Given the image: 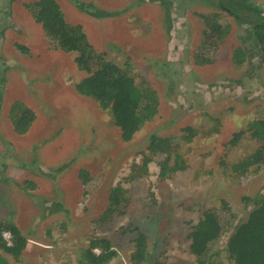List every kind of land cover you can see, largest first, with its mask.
Here are the masks:
<instances>
[{
    "label": "rangeland",
    "instance_id": "374dc122",
    "mask_svg": "<svg viewBox=\"0 0 264 264\" xmlns=\"http://www.w3.org/2000/svg\"><path fill=\"white\" fill-rule=\"evenodd\" d=\"M34 1L0 0V222L15 223L27 238L19 261L0 254L9 264H77L89 240L103 236L118 253L107 264H134L142 232L148 259L141 264H196L190 233L209 209L228 213V229L211 247L220 254L254 206L246 198L264 195V164L248 160L260 144L250 132L233 140L264 115V63L250 25L218 0H170L169 8L158 0H57L97 53L131 67L157 92V114L125 141L110 113L75 90L85 72L76 53L55 48L35 21L27 8ZM78 1L113 13L95 16ZM255 1L264 11V0ZM212 12L231 25L208 40L215 47L202 43L201 14ZM240 46L249 56L238 66L232 55ZM18 100L36 115L26 133L15 130L24 117ZM152 136L175 141L171 165H185L175 175L160 177L166 155L148 150ZM135 162L127 200L103 219L112 188ZM26 180L34 186L25 190ZM217 260L234 264L226 252Z\"/></svg>",
    "mask_w": 264,
    "mask_h": 264
},
{
    "label": "trees",
    "instance_id": "16d2710c",
    "mask_svg": "<svg viewBox=\"0 0 264 264\" xmlns=\"http://www.w3.org/2000/svg\"><path fill=\"white\" fill-rule=\"evenodd\" d=\"M158 1L168 8L172 5L170 0ZM218 2V6L230 11L238 22L250 25L255 50L258 52L260 63H264V11L261 5L255 0H218ZM77 3L80 9L98 17L109 16L113 13L98 9L92 3L79 1ZM27 8L35 21L40 23L55 48L76 53L75 61L78 68L85 72V76L75 83V90L80 95L94 99L101 109L108 111L114 124L120 129L122 138L130 141L134 134L157 114L159 105L157 92L146 80L138 79V74L131 67L116 64L97 53L83 27L80 24H71L66 21L57 0H36L28 3ZM201 17L207 26L203 32L202 43L215 47L208 40L228 34L231 25L223 24L222 17L217 12L201 14ZM20 47L26 51V47ZM248 56L244 47L240 46L234 49L232 60L234 64L241 66ZM18 101L24 109V117L18 120L19 125L14 120L15 130L19 133H26L36 115L31 108L25 107L27 105L24 102ZM13 107L10 110L11 114ZM13 116L16 117V115ZM246 132H250V136L260 144L248 160L250 163L252 161L264 164V115L251 121L247 130L235 133L233 140L237 142L239 138L244 137ZM192 136V134L189 135L188 139L190 140ZM174 143L175 141L169 137L152 136L148 146L152 154L166 155L160 162V177L163 179L169 173L170 176L175 175L185 166L178 162L171 165L173 159L171 149ZM146 160L148 163L151 157H145L143 169L144 172H149ZM135 169H140L136 162L132 165L130 174L112 188L109 196L110 203L103 213V219L111 217L122 202L127 200L128 191L124 187V182L130 183L137 178L139 172L134 173ZM84 172L85 170H83L82 178H86L87 172ZM19 186L26 190L34 185L31 180H26ZM246 200L254 205L248 218L231 229V235L225 245L220 247V254L217 255L211 254V247H215V244L220 242L226 233L228 213L224 215L225 211L215 209H209L203 213L190 233L192 239L190 247L196 257V264H219L217 258L222 252H226L227 257L234 264H264V195L247 197ZM4 232L11 233V244L4 238ZM134 243L130 259L134 264H141L148 259L146 234L140 232L134 239ZM26 247L27 238L20 228L11 221H1L0 250L9 253L16 261H19ZM117 254V250L108 238L96 236L89 240L88 247L81 249L77 264H107L115 259ZM0 264H9L1 254Z\"/></svg>",
    "mask_w": 264,
    "mask_h": 264
},
{
    "label": "built area",
    "instance_id": "2783aa9c",
    "mask_svg": "<svg viewBox=\"0 0 264 264\" xmlns=\"http://www.w3.org/2000/svg\"><path fill=\"white\" fill-rule=\"evenodd\" d=\"M4 238L8 241L9 244L12 243V235L10 232H4Z\"/></svg>",
    "mask_w": 264,
    "mask_h": 264
}]
</instances>
